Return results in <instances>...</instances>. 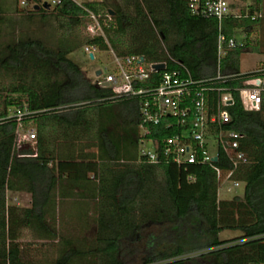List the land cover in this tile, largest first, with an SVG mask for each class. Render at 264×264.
<instances>
[{"label":"trees","instance_id":"1","mask_svg":"<svg viewBox=\"0 0 264 264\" xmlns=\"http://www.w3.org/2000/svg\"><path fill=\"white\" fill-rule=\"evenodd\" d=\"M259 2L245 17L225 18L221 31L227 37L238 28L249 33L262 18H251ZM22 12L38 25V35L24 32L0 44V74L12 79L6 93L17 95L0 100V264H32L20 241L24 229L35 240L59 242L53 264H264V108L244 110L232 92L226 127L245 135L241 148L248 160L233 178L245 185L242 197L218 199L209 165L137 162L138 101L113 97L68 58L77 47L90 45L149 62L167 60L172 69L170 55L194 78L211 77L217 20L193 15L186 0H94L82 6L62 0L52 8ZM91 13L103 34L80 38L79 28L93 21ZM50 21L63 37L49 41L41 35ZM244 48L227 53L221 73H240ZM11 106L31 112L24 121L35 123L33 146L14 148L16 121L7 117ZM79 142L94 143L95 159L77 164L69 178L51 163L59 145ZM214 164L231 166L221 151ZM6 190L28 192L30 205H6ZM63 207L70 209L64 225L72 232L63 233L58 225ZM224 229L241 234L220 239ZM140 239L142 246L130 244ZM129 249L141 252L142 260L128 262Z\"/></svg>","mask_w":264,"mask_h":264},{"label":"built area","instance_id":"2","mask_svg":"<svg viewBox=\"0 0 264 264\" xmlns=\"http://www.w3.org/2000/svg\"><path fill=\"white\" fill-rule=\"evenodd\" d=\"M62 0H17L19 10L28 11L35 5L48 3L50 8ZM79 6L94 0H69ZM239 0H186V7L193 15L217 20L216 74L211 77L194 78L186 65L168 55V61L149 62L141 55H117L111 49L112 59L105 74L101 71L92 81L98 87L106 88L113 97L135 99L139 104L137 162L146 164L172 163L187 168L192 164L209 165L215 171L217 194L224 187L226 192H235L245 183L233 178L235 170L248 162L241 143L245 135L230 127L231 116L226 109L234 103L232 92H237L244 110L260 111L264 108V62L254 69L238 74L221 73V62L227 53L243 46L234 35L227 37L222 31V21L228 16L245 17L236 12L233 6ZM254 12L252 19L260 18ZM86 26L87 32L103 34L98 18ZM240 29V28H239ZM89 56L102 51L98 46L83 45ZM162 63L163 67L155 68ZM238 80L237 86L226 85ZM31 114L26 108L14 107L8 118L16 121L14 148L36 139L34 128L25 129V117ZM28 123L31 120L27 121ZM164 132L167 135L158 137ZM155 134H158L155 135ZM214 140L215 152L211 153L209 142ZM221 151L230 163L229 169L214 164ZM190 179L192 176L189 177ZM237 196V195H235Z\"/></svg>","mask_w":264,"mask_h":264},{"label":"rangeland","instance_id":"3","mask_svg":"<svg viewBox=\"0 0 264 264\" xmlns=\"http://www.w3.org/2000/svg\"><path fill=\"white\" fill-rule=\"evenodd\" d=\"M255 6V0H239L233 8L236 12L241 15L247 14L249 7ZM258 9L254 12H260L262 18L252 25L249 33H246L243 29L236 30L234 32V37L242 41L246 48H244L239 55V70L240 72H247L254 69L260 63L264 62V7L262 3L257 4ZM23 12L17 7V0H0V44L11 39L13 36L18 37L25 33H31L38 35V30L36 29L38 25L28 22L23 17ZM87 26V25H86ZM86 26L80 27V38L87 34ZM43 33V34H42ZM41 35L47 37L49 41L58 39L64 36V32L57 27V24L50 21L46 27L43 28ZM40 35V33H39ZM68 58L72 60L89 78L91 81L96 80V71L100 70L103 74L106 73L107 67H109L112 59L111 52L104 50L95 53V58L90 59L89 56L84 52L83 46L77 47L71 53L68 54ZM12 79L5 75L0 74V100L4 96L6 97H17L16 94L11 95L6 93V86L10 83ZM10 94V95H9ZM14 106L9 107L12 110ZM25 129L34 128L35 123L33 120L31 122H26L24 125ZM34 145V141L29 143ZM66 144V143H64ZM62 144L59 145V151L56 160L52 162L51 166H55V170H58V166L63 170L65 176L71 178L72 172L75 171L77 164L81 162H88L95 159L96 147L94 143L91 142H79L73 144ZM211 147V153L215 152V142L214 140L209 142ZM68 146V147H67ZM140 145L138 144V150ZM243 187L237 188L235 192H226L224 187L219 190L217 194L218 199H231L235 195L242 197ZM31 196L28 192L24 191H5V202L8 206L17 207H27L30 205ZM70 209L63 207V209L58 210L59 220L58 225L61 227L63 233L68 232L65 230L69 228V232H72L71 225H64L65 216L67 211ZM64 225V226H62ZM71 229V230H70ZM155 227L147 228V230H154ZM77 232H74L76 234ZM86 236L90 237L91 233H85ZM241 234L240 230L224 229L218 234L220 239L233 238ZM143 236L145 234L143 233ZM23 238L20 240L23 246V250L26 253L27 258L32 264H53L58 253L59 242L55 241H38L32 238L31 231L29 229L23 230ZM146 237V236H145ZM144 239H140L137 242H131V245L136 243L142 246ZM130 253L124 255L128 262L138 263L142 260L143 254L141 252H133L130 249Z\"/></svg>","mask_w":264,"mask_h":264},{"label":"water","instance_id":"4","mask_svg":"<svg viewBox=\"0 0 264 264\" xmlns=\"http://www.w3.org/2000/svg\"><path fill=\"white\" fill-rule=\"evenodd\" d=\"M40 8L48 9V8H50V6H49L48 3H43L41 6H40V5H35V6H34V9H35V10H38V9H40ZM90 59H93V55H92V54H90ZM162 67H163V64H162V63H159V64H156V65H155V68H157V69H160V68H162ZM100 73H101L100 70H97V71H96V74H97V75H99ZM216 160H217V157L215 156V157L213 158V161L215 162Z\"/></svg>","mask_w":264,"mask_h":264},{"label":"crops","instance_id":"5","mask_svg":"<svg viewBox=\"0 0 264 264\" xmlns=\"http://www.w3.org/2000/svg\"><path fill=\"white\" fill-rule=\"evenodd\" d=\"M260 2L262 3V6L264 7V0H260ZM260 2H259V3H260ZM241 29H242V28H240V29L238 28V29H236V30H241ZM236 30H235V31H236ZM235 31H234V32H235ZM249 71H250V70H249ZM247 72H248V71H247Z\"/></svg>","mask_w":264,"mask_h":264}]
</instances>
